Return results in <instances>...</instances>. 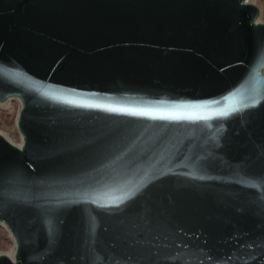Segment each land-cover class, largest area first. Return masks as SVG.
I'll return each mask as SVG.
<instances>
[{
    "label": "water",
    "instance_id": "water-1",
    "mask_svg": "<svg viewBox=\"0 0 264 264\" xmlns=\"http://www.w3.org/2000/svg\"><path fill=\"white\" fill-rule=\"evenodd\" d=\"M252 2L0 0V264H264Z\"/></svg>",
    "mask_w": 264,
    "mask_h": 264
},
{
    "label": "rangeland",
    "instance_id": "rangeland-1",
    "mask_svg": "<svg viewBox=\"0 0 264 264\" xmlns=\"http://www.w3.org/2000/svg\"><path fill=\"white\" fill-rule=\"evenodd\" d=\"M260 9L259 20L264 24V0H253L252 2ZM20 113V104L10 101L8 104H0V133L6 136L13 144L22 142V134L17 125ZM15 247V242L10 231L0 223V255L10 254ZM11 251V252H10Z\"/></svg>",
    "mask_w": 264,
    "mask_h": 264
},
{
    "label": "bare ground",
    "instance_id": "bare-ground-1",
    "mask_svg": "<svg viewBox=\"0 0 264 264\" xmlns=\"http://www.w3.org/2000/svg\"><path fill=\"white\" fill-rule=\"evenodd\" d=\"M258 22L259 23H261L260 22V20H258ZM10 101H17L19 104H20V111H21V109H22V103H21V100L20 99H18V98H12V99H9L8 101H6V102H3V103H0V104H8V103H10ZM17 124H18V120H17ZM1 134V133H0ZM2 135V134H1ZM4 136V135H3ZM10 143H12L6 136H4ZM13 144V143H12ZM13 145H15V144H13ZM22 145H23V137H22V142H21V144H19V145H15L16 147H18V148H21L22 147ZM1 224H3V223H1ZM3 226L6 228V229H8L9 230V228L6 226V225H4L3 224ZM10 231V230H9ZM11 233V232H10ZM13 239H14V237H13ZM14 242H15V247H14V249H12L10 252V254L8 253V254H2V255H6V256H8V257H10L11 259H15V254H16V250H17V246H16V241H15V239H14Z\"/></svg>",
    "mask_w": 264,
    "mask_h": 264
},
{
    "label": "snow or ice",
    "instance_id": "snow-or-ice-1",
    "mask_svg": "<svg viewBox=\"0 0 264 264\" xmlns=\"http://www.w3.org/2000/svg\"><path fill=\"white\" fill-rule=\"evenodd\" d=\"M230 113H228V112H222V113H219L218 115H221V116H227V115H229Z\"/></svg>",
    "mask_w": 264,
    "mask_h": 264
}]
</instances>
